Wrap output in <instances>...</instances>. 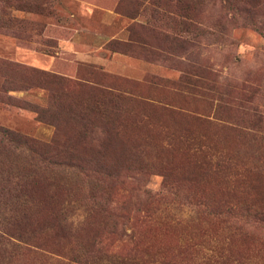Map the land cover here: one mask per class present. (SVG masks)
Here are the masks:
<instances>
[{
    "label": "rangeland",
    "instance_id": "374dc122",
    "mask_svg": "<svg viewBox=\"0 0 264 264\" xmlns=\"http://www.w3.org/2000/svg\"><path fill=\"white\" fill-rule=\"evenodd\" d=\"M186 2L191 20L183 28L160 16L163 0H0V126L42 143L65 139V156L91 158L111 175L127 171L126 181L134 171L128 186L180 190L151 202L158 210L151 220L132 222L137 249L119 244L108 228L97 232L103 250L116 254L108 264H264V229L251 218L195 214L181 197L187 189L216 204L214 213L219 201L264 207V32L220 0ZM136 11L133 20L124 16ZM128 28L149 45L147 56L119 52ZM30 70L83 89L60 97L55 86H36ZM108 93L121 99L109 101ZM186 139L220 152L227 168L200 176L179 150ZM165 140L175 143L161 149ZM202 157L195 155V167ZM54 197L62 205L73 196L57 190ZM23 223L21 233L46 249H1L0 264H73L64 255L89 250L91 225L68 223L63 236L43 210Z\"/></svg>",
    "mask_w": 264,
    "mask_h": 264
},
{
    "label": "trees",
    "instance_id": "16d2710c",
    "mask_svg": "<svg viewBox=\"0 0 264 264\" xmlns=\"http://www.w3.org/2000/svg\"><path fill=\"white\" fill-rule=\"evenodd\" d=\"M220 1L223 2L221 8L229 9V13L237 16L244 23L247 22L253 29L264 32V12L263 14L258 13L262 8V0ZM148 4L156 6V3L151 1ZM161 6H159L160 16L166 22H172L177 18L181 21L183 28L189 27L187 22L191 18L186 0H163ZM140 13L136 11L132 15L124 16L133 20ZM146 29L148 30L147 27ZM127 32V38L117 43L121 46L119 52L132 54L138 50L143 57L147 56L149 45L140 38H134L131 29L128 28ZM30 71L39 79L36 86L42 85L48 91L50 86H55L58 88L60 97H67L73 92L79 93L83 89L80 82L71 85L61 78L44 72ZM50 92L49 100L51 101L54 90L51 89ZM100 97L104 96L100 95ZM120 97L119 95L114 97L110 93L105 99L112 101L121 99ZM260 139L264 145V138ZM67 143L65 139H52L49 143H42L32 137L0 126V209H2V214L5 213L3 216L0 215V251L3 252L1 249L5 252H8L5 249H19L27 254L29 249H46L41 243L34 244L31 237L21 233L20 228L23 222L29 223L31 218H39L40 211L43 210V217L49 218L52 222L50 228L63 232V236L70 233V229L76 230L81 225H91L93 228L84 245L86 246L84 249L89 250L81 253H68L64 255L67 261L73 264H108L109 261L115 259L116 254L103 250L106 248L101 245L97 232L101 228H108L111 235L118 237L119 244L127 245L129 249H137V245L133 246L135 228L132 222H137V219L141 223L151 220L152 214L158 213L157 209L150 208L151 202L163 200L166 193L174 198L180 190L175 189L172 183L167 184L169 189L163 187V191L159 192H152L141 186H128L126 184L134 181L132 177H136V172L132 171L131 179L126 181L127 171L120 170L111 175L108 171H101L102 168L95 169L91 166L93 162L91 158L65 156ZM174 143V141L165 140L163 146H160L161 149H168ZM186 143L187 148L179 150L187 154L188 165H193L201 174L200 176L204 177L210 171L227 168L228 162L220 152L216 153L210 147L198 144L193 147L190 139H186ZM178 144H181V140L176 142V145ZM202 153V163L195 167V155ZM148 160L149 158L144 159L146 164ZM83 164L88 166L83 168ZM184 166L185 164L181 165L182 168ZM126 168L128 166L124 169ZM159 168L164 173V177L168 176L167 173L170 170L164 162H160ZM190 177L192 180V175ZM109 178L110 180L113 178V182L109 181L104 184V181ZM187 178L184 177V181H187ZM69 182L74 184L73 189ZM68 185L69 187L66 188ZM125 185L126 188H124ZM57 190H62L67 196L73 197L65 200L62 205L61 203L57 205L54 203V194ZM181 195L183 202L187 206H192L193 209L190 210L195 214L215 215L224 219L251 218L259 228L264 229V207L248 210L238 203H220L219 201L217 203L220 207L214 213L211 212V208H216V204L211 206L187 189ZM143 202L147 207L142 205ZM71 219L76 220L75 225L71 222L66 223ZM91 219L95 223H86ZM68 223L72 224L70 229L67 227ZM229 228L232 227L229 226ZM118 258L121 259L119 256ZM127 259H134L133 253Z\"/></svg>",
    "mask_w": 264,
    "mask_h": 264
}]
</instances>
